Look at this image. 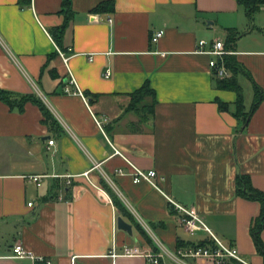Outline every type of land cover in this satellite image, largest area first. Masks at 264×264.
<instances>
[{"label": "crops", "instance_id": "crops-1", "mask_svg": "<svg viewBox=\"0 0 264 264\" xmlns=\"http://www.w3.org/2000/svg\"><path fill=\"white\" fill-rule=\"evenodd\" d=\"M63 1L0 0V88L37 92L59 121L45 124L33 103L20 113L0 101V264H32L11 258L17 242L57 264H153L123 255L127 245L158 248L135 225L132 235L118 227L122 214L104 182L170 251L215 250L218 244L208 231H188L166 195L196 208L246 262L264 264L251 234L261 203L236 193L239 174L264 191V98L244 124L228 111L235 110L237 92L217 87L213 56L199 51L201 40L226 45L229 30L248 31L228 51L264 94V19H255L251 29L237 0H114L115 11L104 13L93 11L104 0H71L66 64L51 33L64 22ZM160 30L164 35L153 42ZM71 75L86 100L73 92ZM244 78L253 86L250 97ZM253 80L239 77L247 111L256 99ZM147 81L155 95L144 104H154L152 113L129 110V94ZM220 102L230 108L221 109ZM112 144L138 167L156 170L161 190L135 183ZM33 175L43 177L34 181ZM162 264L178 263L166 257Z\"/></svg>", "mask_w": 264, "mask_h": 264}, {"label": "trees", "instance_id": "trees-1", "mask_svg": "<svg viewBox=\"0 0 264 264\" xmlns=\"http://www.w3.org/2000/svg\"><path fill=\"white\" fill-rule=\"evenodd\" d=\"M239 6L244 9V12L249 20V24L251 25V29H253V22L256 19V15L260 13L264 9V0H237ZM95 12H114L115 11V1L114 0H104L100 2L94 9ZM61 13L65 15L64 22L62 25L56 27L51 30L54 40L59 45L61 50H65L64 47V37L65 32L72 20L73 10L71 8V0H64L63 7ZM248 32V31H247ZM247 32H240L235 29L229 30V34L227 36L226 49L233 50L235 43L237 40ZM64 52V51H63ZM221 63V62H220ZM224 64L227 69L230 71V75L224 78L219 77L214 71L213 77L216 81L217 87L220 89H228L234 90L238 94V99L234 103L235 110L231 111L238 119L243 120L244 124L249 122L254 111L263 101L264 94L263 89L255 83L251 74L245 70V68L240 64L237 59V56L234 53L227 54L224 57ZM242 73L247 74L254 82L255 90H256V99L253 104L252 110L247 111L245 106V95L242 86L239 82V77ZM155 91L152 89L150 81H147L141 88L136 90L135 92L129 94L131 97V102L127 106L129 110H137L141 113V110L150 109L149 112L152 113L153 105H147L145 103V99L148 96H154ZM0 101L7 104L11 111H19L23 113L25 111L26 105L28 103H33L40 108L44 115V123L54 127L59 124V121L52 113L46 102L43 98L37 93H29L22 94L16 91L8 90L0 88ZM221 109H226L230 105L219 103ZM230 108V107H229ZM144 112V111H142ZM104 187L110 196L113 199L117 209L122 214V216L129 220V222L133 223L139 230L146 236L150 241H152L151 236L147 232V230L135 219L134 215L127 208L123 200L119 197V195L113 190V188L106 182H104ZM236 193L238 196H241L246 199L256 200L261 203V212L259 216L254 220L253 225L251 227V234L253 236L256 248L258 252L264 257V240L262 237L264 231V191L256 188L251 181V178L248 175L239 174L236 182ZM243 264V263H242Z\"/></svg>", "mask_w": 264, "mask_h": 264}, {"label": "built area", "instance_id": "built-area-1", "mask_svg": "<svg viewBox=\"0 0 264 264\" xmlns=\"http://www.w3.org/2000/svg\"><path fill=\"white\" fill-rule=\"evenodd\" d=\"M112 22V19H110ZM165 31L160 30L154 33L152 40L153 42H158L160 38L164 35ZM210 45V49L206 50V45ZM61 56L63 57L66 64H68L69 57L65 52H63L60 48H58ZM199 51L208 53L213 56V58L210 61V66L216 74L221 77H227L230 75V71L227 69V67L224 64V57L227 54H231L232 52L228 51L226 49L225 43L221 40H215L212 43H208L206 40H201L199 42ZM92 59V56L90 57ZM221 62V63H220ZM112 74L111 70L108 69L105 73L106 77H110ZM70 83L77 86V82L75 78L71 75ZM67 92H72V90L67 87ZM75 94L81 95L85 100L84 92L77 86V89L73 91ZM95 121L97 125L100 127V129L104 132V126L103 121L95 116ZM54 140H49V145L54 144ZM115 154L120 155L123 159L126 160V162L130 165L132 169V177L133 181L135 183H140L142 181H146L153 185L154 187L161 190L158 180L160 179V176L158 172L154 169L151 170H145L140 167H138L133 161H131L123 152H121L114 144H112ZM100 164H96V166H99ZM118 174H125V171L122 168H118L116 170ZM42 175H33L30 176V178L34 181H40ZM171 205L175 208V210L180 213V219L181 223L186 227V229L190 232H197L199 230H205L208 231L212 236H214L218 247L215 250H210L209 248H190L186 251H179L177 253H174L170 251L163 242L157 238V236L153 233V231L142 222L144 228L147 230L148 233L153 237V239L156 242L158 251L152 250V249H143L140 246L133 245V246H125L123 255L125 256H142L150 260L153 264H162V261L164 258L168 257L178 264H188L186 261H184V258L187 257H193V258H208L215 262V264H221L224 263L226 259H236L244 264H250L246 262L240 255L239 250L237 248H232L226 246L211 230V228L206 224L202 216L199 214L196 208H189L181 203L177 202L175 199H173L171 196L166 195ZM12 255L11 258L16 259H25L29 258L32 260V264H57L54 260L46 258L44 256L35 255L31 252H29L24 245L21 242H17L13 245L12 248ZM114 256H117L116 253H114Z\"/></svg>", "mask_w": 264, "mask_h": 264}, {"label": "rangeland", "instance_id": "rangeland-1", "mask_svg": "<svg viewBox=\"0 0 264 264\" xmlns=\"http://www.w3.org/2000/svg\"><path fill=\"white\" fill-rule=\"evenodd\" d=\"M259 18H263L264 19V15H260V13H258L256 15V19L258 20ZM219 36L225 37L226 35L224 33L220 32ZM242 85L244 87V91H245L246 96L250 97V95H251V93L253 91V86H252L251 82L248 79L244 78L243 82H242ZM221 264H225V261H224V263H221Z\"/></svg>", "mask_w": 264, "mask_h": 264}, {"label": "water", "instance_id": "water-1", "mask_svg": "<svg viewBox=\"0 0 264 264\" xmlns=\"http://www.w3.org/2000/svg\"><path fill=\"white\" fill-rule=\"evenodd\" d=\"M118 227L126 232H128L130 235L133 234V223L127 221L122 215L118 217Z\"/></svg>", "mask_w": 264, "mask_h": 264}]
</instances>
